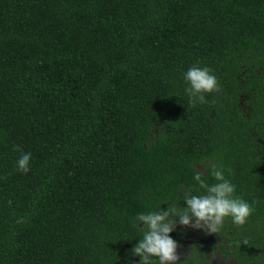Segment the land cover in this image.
<instances>
[{"label": "trees", "instance_id": "1", "mask_svg": "<svg viewBox=\"0 0 264 264\" xmlns=\"http://www.w3.org/2000/svg\"><path fill=\"white\" fill-rule=\"evenodd\" d=\"M193 66L219 85L195 107ZM201 161L254 212L170 236L264 264V0H0V264H139L136 215L204 194Z\"/></svg>", "mask_w": 264, "mask_h": 264}, {"label": "clouds", "instance_id": "2", "mask_svg": "<svg viewBox=\"0 0 264 264\" xmlns=\"http://www.w3.org/2000/svg\"><path fill=\"white\" fill-rule=\"evenodd\" d=\"M184 78L189 84L185 91L193 107L197 103L207 102L206 93L219 91L218 80L208 67H190ZM14 150L22 153L16 162L17 170L27 174L32 154L24 153L19 145H15ZM197 164L202 165L205 171L210 169L212 177L217 181L212 185L207 184L202 179V172L197 170L194 180L204 190V194L193 195L189 190L183 194L187 206L182 209L170 204L167 210L136 215L137 226L140 227L141 222L143 223V236L131 251L140 257L139 264H154L153 257L158 259V264H177L180 259L177 254L178 244L170 236L177 225L173 217H179L178 223L181 226L202 228L209 234H217L223 228L225 218L230 217L234 225L242 227L253 214L254 208L234 195L235 186L224 177L218 164L211 161H201Z\"/></svg>", "mask_w": 264, "mask_h": 264}, {"label": "flooded vegetation", "instance_id": "3", "mask_svg": "<svg viewBox=\"0 0 264 264\" xmlns=\"http://www.w3.org/2000/svg\"><path fill=\"white\" fill-rule=\"evenodd\" d=\"M193 228V227H192ZM185 249V246L184 244H180L178 245V248H177V254L179 255L180 259L177 261L178 264H186L187 261L189 260L190 257H186L183 253V251ZM186 252L188 253V255L190 256L191 255V247H189V245H187V250ZM212 253L210 254H207L206 255V259L209 260V264H224L223 262L225 261L226 263L225 264H239L236 259L232 258V257H229L227 258V256L225 255H222L218 252V256H216L218 259L216 261V259L214 260V258L211 256ZM210 256L212 258H210ZM199 263L198 264H202V261H203V258L201 256H199ZM224 260V261H223Z\"/></svg>", "mask_w": 264, "mask_h": 264}, {"label": "rangeland", "instance_id": "4", "mask_svg": "<svg viewBox=\"0 0 264 264\" xmlns=\"http://www.w3.org/2000/svg\"><path fill=\"white\" fill-rule=\"evenodd\" d=\"M198 231H199V229H197V228H194V230H192V233H191V235H193V236H195L197 233H198ZM184 246H185V251H183V253H184V255L186 256V257H190L191 259H192V261H194V263L193 264H198L199 263V256H197L195 253H194V250L193 249H191V255L189 256L188 255V253L186 252V250H187V244H184ZM204 253H205V251H204ZM206 254V253H205ZM213 258H214V260L216 259V261H217V257L216 256H218V252L216 251L215 253H212V255H211ZM210 256V258H212ZM224 261V260H223ZM224 264L226 263L225 261L223 262Z\"/></svg>", "mask_w": 264, "mask_h": 264}]
</instances>
